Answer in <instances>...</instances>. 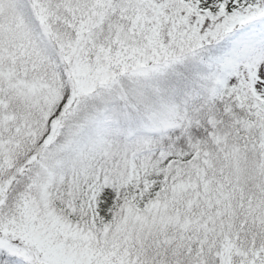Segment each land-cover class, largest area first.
I'll return each instance as SVG.
<instances>
[{"label": "snow or ice", "instance_id": "6c2138e0", "mask_svg": "<svg viewBox=\"0 0 264 264\" xmlns=\"http://www.w3.org/2000/svg\"><path fill=\"white\" fill-rule=\"evenodd\" d=\"M0 264H264V0H0Z\"/></svg>", "mask_w": 264, "mask_h": 264}]
</instances>
